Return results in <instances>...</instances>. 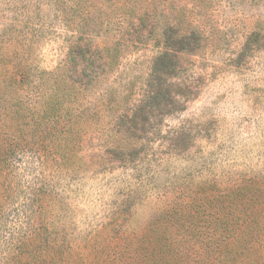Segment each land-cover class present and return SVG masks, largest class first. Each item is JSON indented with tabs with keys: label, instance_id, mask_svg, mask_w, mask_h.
I'll return each instance as SVG.
<instances>
[{
	"label": "rangeland",
	"instance_id": "374dc122",
	"mask_svg": "<svg viewBox=\"0 0 264 264\" xmlns=\"http://www.w3.org/2000/svg\"><path fill=\"white\" fill-rule=\"evenodd\" d=\"M145 1L166 19L138 26L124 0H0V264H264V245L218 256L211 240L251 221L264 234V0ZM178 14L204 30L179 76L195 95L113 162L106 122L139 99ZM86 41L131 43L103 85L114 106L89 96L95 118L40 135L38 93Z\"/></svg>",
	"mask_w": 264,
	"mask_h": 264
},
{
	"label": "trees",
	"instance_id": "16d2710c",
	"mask_svg": "<svg viewBox=\"0 0 264 264\" xmlns=\"http://www.w3.org/2000/svg\"><path fill=\"white\" fill-rule=\"evenodd\" d=\"M124 2L133 4L130 7L124 6L120 14L129 16L138 26L149 21L153 25L152 21H157V16L161 20L166 19L163 13H152L145 0ZM173 21L162 26L160 37L163 50L151 65L139 99L128 107L126 97L119 96V106L106 122V125H114L116 128L108 129L113 138L110 142L114 154L113 162L125 164L134 161L139 153L137 142L142 137L140 134H144L145 126L157 125L164 117L183 110L185 101L195 95L193 85L179 76L186 56L196 55L204 47V30L200 25H193L192 21L184 19L182 14H178ZM141 32L138 31V36L142 35ZM130 44L116 42L112 46L99 49L92 41H86L70 46L66 64L60 72L64 78L61 87L56 80L50 85L46 82L38 93L36 117L41 129L40 135H55L64 127L70 134L80 120L85 117L95 118V105L90 109L94 113L90 114L87 113L90 107H85L89 96H94L96 106L104 111L114 106L111 105L110 90L103 88V85L118 69L121 60L131 48ZM249 44L248 39L243 50ZM123 103L126 105H122ZM241 225L244 226L239 227L240 233L227 236L220 234L215 239L211 238L218 256L223 253L227 255V250L233 245L241 246L247 251L252 250L255 244L260 247L264 245V234L258 222L251 221Z\"/></svg>",
	"mask_w": 264,
	"mask_h": 264
}]
</instances>
